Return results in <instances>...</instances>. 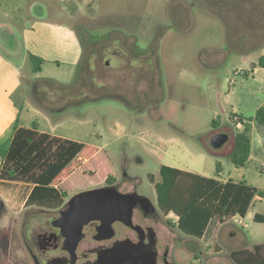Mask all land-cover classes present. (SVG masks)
<instances>
[{"label": "rangeland", "instance_id": "1", "mask_svg": "<svg viewBox=\"0 0 264 264\" xmlns=\"http://www.w3.org/2000/svg\"><path fill=\"white\" fill-rule=\"evenodd\" d=\"M0 21L17 38L24 30L41 31L43 54L53 52L50 41L63 45L73 32L81 49L73 63L43 58L34 73L30 50L12 57L22 69L20 101L37 113L40 129L101 150L59 184L67 195L61 204L54 200L1 223L0 264H35L34 231L72 194L94 187L106 167L120 191L140 184L150 188L153 203L162 164L214 176L217 163L224 178L264 192V125L250 122V161H230L243 128L232 115L253 119L264 105V67L253 70L264 55V0H0ZM215 134L227 135L216 149L210 146ZM256 212H264V197L255 196L244 217L225 223L215 217L201 238L167 225L176 221L172 213L160 214L152 223L157 264H164L166 249L173 264H234L231 250L264 243ZM133 220L147 222L137 210ZM115 228L117 237L135 239ZM38 257L43 264L45 256Z\"/></svg>", "mask_w": 264, "mask_h": 264}, {"label": "trees", "instance_id": "2", "mask_svg": "<svg viewBox=\"0 0 264 264\" xmlns=\"http://www.w3.org/2000/svg\"><path fill=\"white\" fill-rule=\"evenodd\" d=\"M28 58L32 70L39 71L43 59L31 53ZM256 66L264 67V55L258 58ZM232 116L239 118L243 128L234 136L230 161L235 166H243L252 148L250 122L264 125V105L257 108L253 119ZM99 151L81 141L39 131L36 122L28 128L15 126L11 138L0 144V179L33 183L38 187L58 188L59 184L64 187L65 179L79 165L87 164ZM215 166V176H205L164 164L159 166L158 180L154 183L156 203L164 216L172 213L176 217L174 223L167 220V225L176 227L185 235L201 238L215 217L220 223L237 216L244 217L255 196L264 197L262 190L245 180H219L216 178L219 166L217 163ZM101 182L114 184L115 173L106 167L98 183L93 185H101ZM59 191L62 197L67 196L64 190ZM253 221L264 222V212H256ZM229 257L234 264H264V243L231 250Z\"/></svg>", "mask_w": 264, "mask_h": 264}, {"label": "crops", "instance_id": "3", "mask_svg": "<svg viewBox=\"0 0 264 264\" xmlns=\"http://www.w3.org/2000/svg\"><path fill=\"white\" fill-rule=\"evenodd\" d=\"M10 29V23L0 21V144L11 138L15 126L25 128L31 127L32 123L36 122L37 116L36 112L28 110L26 103L20 101L19 95L22 84V69L19 64L13 61L12 57L19 56L24 47L30 50L29 53L49 61L57 60L56 58L60 57L59 61L73 63L79 60V56L81 55V49L72 31H69L66 35L68 37L65 44L58 45L57 42L59 40L53 39V41H50V48L53 52L43 54L44 52L41 49V45L44 42V37L41 31L38 34V30H24L21 35L22 38H17L14 37ZM55 43L57 45H54ZM38 53L41 56L38 55ZM257 67L258 66H255L253 70L257 69ZM40 71L41 66L40 70L37 72ZM36 125L39 131H44L39 128L37 122ZM47 133L54 134L51 132ZM250 159L251 155L247 162H249ZM1 164L2 159L0 157V167ZM220 170L216 178L225 181L228 178H224ZM62 198L57 187H38L33 183L0 179V202L2 203L0 225L10 216L11 218H18L24 211H36L41 209V207L52 204L54 200H57L58 204H61L63 202Z\"/></svg>", "mask_w": 264, "mask_h": 264}, {"label": "water", "instance_id": "4", "mask_svg": "<svg viewBox=\"0 0 264 264\" xmlns=\"http://www.w3.org/2000/svg\"><path fill=\"white\" fill-rule=\"evenodd\" d=\"M226 140V134H215L210 138V146L219 148ZM139 197L145 203V208L152 206L147 196L135 191L122 192L115 183L97 185L72 194L59 210V216L51 221L53 226L60 228L64 237L62 249L67 252L71 263L76 261V249L83 237V226L89 221L97 220L99 224L96 226L94 239L113 237V223L119 221L137 232L138 241L125 238L117 241L114 246L101 249L94 264H157L156 251L141 252L144 229L132 220L133 209ZM51 262L59 264L56 259Z\"/></svg>", "mask_w": 264, "mask_h": 264}, {"label": "flooded vegetation", "instance_id": "5", "mask_svg": "<svg viewBox=\"0 0 264 264\" xmlns=\"http://www.w3.org/2000/svg\"><path fill=\"white\" fill-rule=\"evenodd\" d=\"M105 64H108V61H105ZM156 181H153V186ZM135 191L140 195L147 196L150 201L152 202V206L144 207L145 203L142 201V198L139 197L137 204L134 211L137 210L142 214L143 220H147L146 223H135L132 220L134 224H139L144 229V237H143V244L141 247V252H147L151 253L152 250L156 251V260L158 257V251L155 246L156 241V234L153 229L152 223L155 222L157 219V216H159L161 213L160 209L157 206V203H153V201L150 198V188H145V186H142L140 184L134 183L131 190H128L126 192H132ZM59 216L58 215L56 217ZM164 216V215H163ZM55 217V218H56ZM55 218H51V220H48L47 224H42L38 229L34 231V234L32 235V242L37 248V254L32 253V259L35 264H39V257L38 254L41 256H45L44 263L43 264H52V259H56V261L59 262V264H94L97 254L99 251L103 248L114 246L117 241H120L125 238L131 239L133 242L138 241V234L136 231H134L131 227L124 225L122 222H114L113 228H114V236L117 237V230L115 228L116 225H120L124 228H126L128 231H131L133 236H135V239L130 238L126 233L122 234L121 236L112 239H105V240H96L93 238V236L96 234V226L99 224V221L92 220L89 221L87 224L83 226L82 232L83 237L78 242L77 249H76V261L74 263H71L70 259L68 258V255H66V251L62 249V243L64 240V237L61 235L60 228L53 226L51 224V221ZM81 244L82 248H80ZM80 248V250H79ZM51 252H60L57 255H54L53 257H48L47 254ZM63 252V254H61ZM166 253V254H165ZM164 254H162V258L164 261V264H173L168 262L167 255H168V249H166Z\"/></svg>", "mask_w": 264, "mask_h": 264}, {"label": "built area", "instance_id": "6", "mask_svg": "<svg viewBox=\"0 0 264 264\" xmlns=\"http://www.w3.org/2000/svg\"><path fill=\"white\" fill-rule=\"evenodd\" d=\"M240 73H242V70H240V71H236V72H235V74H240ZM230 82L233 83L234 80H233V79H230ZM233 117L236 118V119H238V118L235 117V116H233ZM239 222H240L241 224H244L243 221H241V219L239 220Z\"/></svg>", "mask_w": 264, "mask_h": 264}]
</instances>
